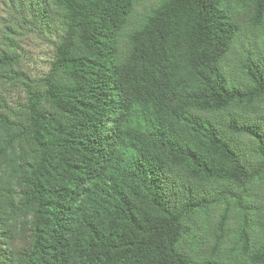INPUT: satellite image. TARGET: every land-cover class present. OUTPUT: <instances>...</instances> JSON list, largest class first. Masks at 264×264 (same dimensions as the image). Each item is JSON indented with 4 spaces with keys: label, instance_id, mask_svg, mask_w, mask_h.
Here are the masks:
<instances>
[{
    "label": "trees",
    "instance_id": "trees-1",
    "mask_svg": "<svg viewBox=\"0 0 264 264\" xmlns=\"http://www.w3.org/2000/svg\"><path fill=\"white\" fill-rule=\"evenodd\" d=\"M7 1L0 264H264V0Z\"/></svg>",
    "mask_w": 264,
    "mask_h": 264
},
{
    "label": "rangeland",
    "instance_id": "rangeland-1",
    "mask_svg": "<svg viewBox=\"0 0 264 264\" xmlns=\"http://www.w3.org/2000/svg\"><path fill=\"white\" fill-rule=\"evenodd\" d=\"M152 1L154 2V0H143L138 4L137 8L141 10L142 7L152 4ZM57 34L49 33L45 37L39 34L37 30H31L27 26H23L21 18L12 7V4L7 0H0V41H3L2 35H8L13 38L9 45H2V47L10 52L20 54V66L18 68L30 77L39 79L48 72L58 40ZM2 91L4 94L8 93L7 99L14 106L23 100L24 94L19 85L9 83ZM259 189V195L261 194L262 199L264 197V187ZM223 210V205L216 206L212 212L211 222H217ZM229 225L230 230H234L237 226V219L234 218L233 214Z\"/></svg>",
    "mask_w": 264,
    "mask_h": 264
}]
</instances>
